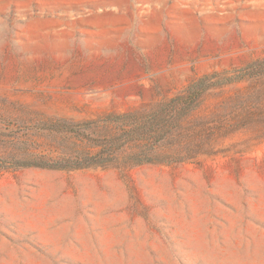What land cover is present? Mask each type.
<instances>
[{
	"label": "rangeland",
	"instance_id": "rangeland-1",
	"mask_svg": "<svg viewBox=\"0 0 264 264\" xmlns=\"http://www.w3.org/2000/svg\"><path fill=\"white\" fill-rule=\"evenodd\" d=\"M261 59L264 0H0V264H264V75L210 88L161 147L192 160L12 166L71 149L51 122Z\"/></svg>",
	"mask_w": 264,
	"mask_h": 264
},
{
	"label": "trees",
	"instance_id": "trees-1",
	"mask_svg": "<svg viewBox=\"0 0 264 264\" xmlns=\"http://www.w3.org/2000/svg\"><path fill=\"white\" fill-rule=\"evenodd\" d=\"M263 75L264 59H261L232 73L205 75L191 83L182 94L149 113L134 110L109 113L80 123L60 120L51 122L46 130L73 139L71 149H65L58 158L37 156L12 166L76 171L99 167L107 169L115 166L121 157L123 164L129 167L192 160L195 158L192 154L180 156L171 149L170 153H161V147L169 138L182 131L183 123L199 109L204 94L210 88ZM0 166L6 165L0 163Z\"/></svg>",
	"mask_w": 264,
	"mask_h": 264
}]
</instances>
